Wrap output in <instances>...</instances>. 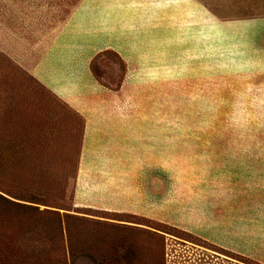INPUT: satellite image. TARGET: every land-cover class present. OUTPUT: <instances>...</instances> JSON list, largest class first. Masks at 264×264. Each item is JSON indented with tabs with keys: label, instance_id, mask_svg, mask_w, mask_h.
<instances>
[{
	"label": "rangeland",
	"instance_id": "obj_1",
	"mask_svg": "<svg viewBox=\"0 0 264 264\" xmlns=\"http://www.w3.org/2000/svg\"><path fill=\"white\" fill-rule=\"evenodd\" d=\"M203 1L222 19L264 17V0ZM78 2L0 0V264H264V212L252 211L264 198V41L249 25L223 34L210 19L202 28L195 13L193 57L184 34L176 74L139 76L126 106L130 114L160 115L162 129L179 132V142L192 130L225 137L208 140L220 143L223 177H194L197 167L179 148L170 194L189 198L193 188L218 185L224 189L205 197L237 198L247 212L231 222L243 225L218 235L228 246L235 239L233 253L164 222L75 207L82 119L29 69ZM119 64L104 51L91 68L115 84Z\"/></svg>",
	"mask_w": 264,
	"mask_h": 264
},
{
	"label": "crops",
	"instance_id": "obj_2",
	"mask_svg": "<svg viewBox=\"0 0 264 264\" xmlns=\"http://www.w3.org/2000/svg\"><path fill=\"white\" fill-rule=\"evenodd\" d=\"M195 13L201 16L202 28L208 30L210 19L223 34L247 31L249 25V33L264 41V17L222 19L203 0H79L29 71L82 119L75 207L164 222L236 253L235 239L228 246L218 235L221 228L243 225L241 220L231 222L247 212L237 198H206L208 192L224 189L218 185L193 188L189 198L170 194L179 148L185 150L186 162L197 167L194 177H223L226 161L220 143L208 140L225 137L192 130L180 133L187 141L179 142V132L162 129L160 115L126 110L131 92L139 89V76L176 74L184 34L186 51L193 57ZM104 51L119 59L115 84L101 81L91 68ZM228 166L233 169V164ZM258 199L253 202L255 213L264 212V198Z\"/></svg>",
	"mask_w": 264,
	"mask_h": 264
},
{
	"label": "trees",
	"instance_id": "obj_3",
	"mask_svg": "<svg viewBox=\"0 0 264 264\" xmlns=\"http://www.w3.org/2000/svg\"><path fill=\"white\" fill-rule=\"evenodd\" d=\"M115 55V54H114ZM165 225V224H164ZM165 226H168V225H165ZM169 227V229H171V230H176V231H181L182 232V230H180V229H178V228H176V227H174V226H171V225H169L168 226ZM0 242H2V244L0 245V246H4V240L2 239V238H0Z\"/></svg>",
	"mask_w": 264,
	"mask_h": 264
}]
</instances>
